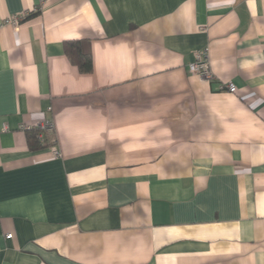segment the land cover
Masks as SVG:
<instances>
[{
    "label": "crops",
    "instance_id": "0c3cea01",
    "mask_svg": "<svg viewBox=\"0 0 264 264\" xmlns=\"http://www.w3.org/2000/svg\"><path fill=\"white\" fill-rule=\"evenodd\" d=\"M0 264H264V0H0Z\"/></svg>",
    "mask_w": 264,
    "mask_h": 264
},
{
    "label": "trees",
    "instance_id": "16d2710c",
    "mask_svg": "<svg viewBox=\"0 0 264 264\" xmlns=\"http://www.w3.org/2000/svg\"><path fill=\"white\" fill-rule=\"evenodd\" d=\"M39 12V8L33 11L29 16H33ZM88 41L84 40H70L64 43L65 53L70 61L76 65L80 72L87 73L92 69V59L88 48L85 45ZM39 128L32 127L26 130L27 143L30 150H38L48 147L45 137L42 139L38 137Z\"/></svg>",
    "mask_w": 264,
    "mask_h": 264
},
{
    "label": "built area",
    "instance_id": "2783aa9c",
    "mask_svg": "<svg viewBox=\"0 0 264 264\" xmlns=\"http://www.w3.org/2000/svg\"><path fill=\"white\" fill-rule=\"evenodd\" d=\"M22 17V14L13 15L6 19V22L16 25ZM194 57V61L190 62L187 66L188 71L202 78L211 79L212 73L210 71L207 60V49H204L202 51H196ZM223 88L230 94H235L237 92V87L232 82H227L225 85H223ZM36 127L40 129L38 137L42 138L45 133L49 132L52 129V123H50L49 121H44L42 123L37 124ZM52 153L54 155H58L59 152L57 149L54 148ZM11 236L12 233L5 234L6 238H10Z\"/></svg>",
    "mask_w": 264,
    "mask_h": 264
}]
</instances>
